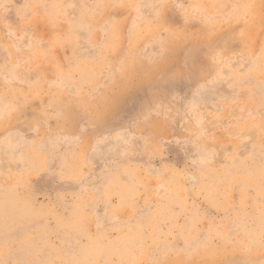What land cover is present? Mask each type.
Returning a JSON list of instances; mask_svg holds the SVG:
<instances>
[{"label":"rangeland","instance_id":"374dc122","mask_svg":"<svg viewBox=\"0 0 264 264\" xmlns=\"http://www.w3.org/2000/svg\"><path fill=\"white\" fill-rule=\"evenodd\" d=\"M0 264H264V0H0Z\"/></svg>","mask_w":264,"mask_h":264}]
</instances>
